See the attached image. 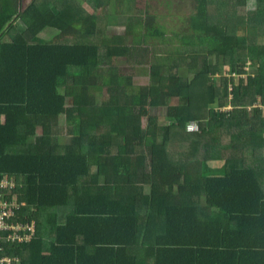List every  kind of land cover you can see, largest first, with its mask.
Returning a JSON list of instances; mask_svg holds the SVG:
<instances>
[{"label":"trees","instance_id":"obj_1","mask_svg":"<svg viewBox=\"0 0 264 264\" xmlns=\"http://www.w3.org/2000/svg\"><path fill=\"white\" fill-rule=\"evenodd\" d=\"M57 3L31 1L22 9L20 0H0V179L16 183L17 220L36 223L31 242L14 249L4 242L6 253L13 252L20 264H145L153 247L177 245L169 239L171 228L183 224L170 215L167 198L234 197L228 179L208 168L206 151L216 145L212 133L218 127L247 113L242 102L264 106V0H254L255 10L242 16L237 8L248 0H196L187 28L178 32L145 9L136 18L143 21L139 25L122 20L133 44L111 35L109 42L94 40L98 33L108 35V25L98 24L107 22L103 16L82 4L71 18L64 16L70 4L59 14L60 7L50 6ZM211 3L217 4L215 12ZM45 27L60 36L40 41L36 37ZM152 39L160 41L162 53ZM139 47L151 53L139 60L149 66L144 86L109 63L134 58ZM196 55L193 79L180 71L164 75L167 66L181 68ZM212 56L218 58L214 63ZM216 73L220 83H208ZM104 87L110 99L94 94ZM227 105L232 110L222 111ZM153 107L167 110L151 117ZM191 122L199 123L198 131H188ZM184 153L187 158H181ZM237 173L244 180L251 175L258 190L254 199H264L255 169ZM173 179L181 183L174 186ZM161 198L166 199L154 202ZM160 216L164 233L153 240L147 229ZM195 257L186 264L198 262Z\"/></svg>","mask_w":264,"mask_h":264},{"label":"crops","instance_id":"obj_2","mask_svg":"<svg viewBox=\"0 0 264 264\" xmlns=\"http://www.w3.org/2000/svg\"><path fill=\"white\" fill-rule=\"evenodd\" d=\"M73 2L78 4L77 13L80 12L83 0ZM120 3L125 6L123 1ZM90 11L95 10L89 6L86 12ZM98 24L117 25L102 21ZM242 103L245 105L240 109L246 110L247 113L243 114L242 119L238 118L240 121L224 123V126L218 127L212 133V138H215L217 143L213 144L211 150L206 151L208 159L211 158L206 162L208 168L216 170L220 176L228 179L234 197L155 199L160 201L154 202L166 199L167 205L172 206L170 215L177 217L183 225L171 228L169 239L176 240L177 245L160 249L153 247L154 252L150 250L145 264H151V259H157L159 264H186L195 255L199 256L195 257L198 262L193 264H264V248L257 247L258 244H264V199H254L258 190L251 182V175L244 180L237 173L241 169H255L257 182L264 193V106ZM255 107L259 109L258 116L256 113L253 115ZM156 110L160 114L165 112L160 107ZM229 110H232L231 105L222 108V111ZM206 125L207 122L203 124V136L207 131ZM187 155L188 153H184L181 158H187ZM154 163L159 167L166 166L163 161L155 160ZM179 164L183 169L189 168L185 161H180ZM176 165L178 164L173 161L174 173H178ZM164 221L165 216L151 221L152 227L147 229L148 237L155 240L158 235H163ZM193 241L203 247H190ZM182 243H185V246L178 247L182 246ZM138 251L145 253L146 250L142 248ZM155 253L164 257L156 258Z\"/></svg>","mask_w":264,"mask_h":264},{"label":"rangeland","instance_id":"obj_3","mask_svg":"<svg viewBox=\"0 0 264 264\" xmlns=\"http://www.w3.org/2000/svg\"><path fill=\"white\" fill-rule=\"evenodd\" d=\"M31 1H38V0H21L20 2V8H25L29 2ZM58 3L55 5L50 4L51 7H60V12L63 10L64 4H70L66 7L64 16H71V18L74 16V14L77 12L76 9L78 8V4L74 5L77 0H54ZM95 0H83L84 5L93 6L94 10L98 15H100L102 18L100 20H106L110 24H117V25H111L107 26V36H102V33H98V35H94L93 39L100 41L105 40L107 42L110 41L109 34L113 36V40L116 42L117 39L121 40L123 43L133 44L134 42V36L131 35L129 32H126V26L122 24V20L124 19L126 25L128 23H133L134 25H139L143 21H140L139 19H136L138 17H142L145 15L146 12H144L145 9H149L150 13L155 14L156 20L159 23H162L163 25H167L170 30H174L176 32L182 31L187 28L188 26V16L190 13H192L196 8V0H122L125 3V6L123 7L121 4V7L119 8L118 1L117 0H101L102 3L97 7L94 5ZM254 0H248L247 6H241L237 8L238 12L240 13V16L245 15L249 11H254L255 6H253ZM209 7L211 12H215L217 9L216 3H211ZM76 7V8H75ZM250 9V10H249ZM75 10V11H74ZM249 10V11H247ZM121 11V13H120ZM169 12V13H168ZM120 13V14H119ZM168 14H172L173 17H170ZM109 19V21H108ZM20 21V20H18ZM105 22V21H103ZM161 25V24H160ZM241 27V26H240ZM239 27V28H240ZM115 32V33H113ZM60 36V32L55 28H49L45 27L39 35L36 37L40 41H54L55 37ZM85 38V37H84ZM180 39V38H178ZM260 41H263V38L259 36ZM121 42V41H120ZM160 41L157 39H152L149 43L155 44L160 48V53H162L163 49L161 48ZM179 46L182 44L179 42L177 43ZM183 50V47H181ZM147 54V56H146ZM145 54V50H143L141 47H139V51L134 54V58H127V57H114L113 60H110L109 63L117 65L120 69V72H123L124 74L132 75L134 85L136 86H144L149 84V66L148 64H142L139 63V60L142 59H149L151 57V53L147 52ZM191 60L186 62V64L182 65L180 68L167 66L164 69V75L168 74H174L178 71L184 72L185 75H188L193 79L194 74H196L195 71L199 69L197 67L199 57L196 55V57H190ZM218 60L216 56L211 57V62L214 63ZM249 64V61H247ZM189 64L194 68L193 70L189 67ZM104 70H106V65L102 67ZM228 68V67H227ZM249 65L245 67V69H248ZM222 70H225L223 67ZM102 69H100V72ZM221 74L216 73L215 75H211L208 79V83H216L217 85L220 83L219 76ZM217 77V78H216ZM167 83V82H165ZM164 86V83L162 87ZM108 87V86H107ZM107 87H104L103 91L96 90L94 94H98L102 92L100 98L101 100H107L110 99L112 95H110L109 90ZM117 95V93L115 94ZM71 100L69 99V102ZM166 109V108H165ZM164 109V110H165ZM167 110V109H166ZM154 115H159V112L156 110V108H151L150 116L153 117ZM162 114H160L161 116ZM61 131L63 136V143L68 141V133L66 132V127L64 128L63 120L61 121ZM147 124L146 119L143 120V126ZM189 125L198 127L199 129V123L198 122H191ZM97 170V168H96ZM98 171V170H97ZM172 184H180L181 179L175 180L173 179ZM139 246V245H138Z\"/></svg>","mask_w":264,"mask_h":264},{"label":"built area","instance_id":"obj_4","mask_svg":"<svg viewBox=\"0 0 264 264\" xmlns=\"http://www.w3.org/2000/svg\"><path fill=\"white\" fill-rule=\"evenodd\" d=\"M198 127L189 125L188 131H198ZM16 183L14 179H0V264H20V259L12 253H6L4 242H11L12 249L17 244L29 243L36 233L34 220L21 223L17 220ZM23 205V203H21Z\"/></svg>","mask_w":264,"mask_h":264},{"label":"clouds","instance_id":"obj_5","mask_svg":"<svg viewBox=\"0 0 264 264\" xmlns=\"http://www.w3.org/2000/svg\"><path fill=\"white\" fill-rule=\"evenodd\" d=\"M74 25H77V24H74Z\"/></svg>","mask_w":264,"mask_h":264},{"label":"flooded vegetation","instance_id":"obj_6","mask_svg":"<svg viewBox=\"0 0 264 264\" xmlns=\"http://www.w3.org/2000/svg\"><path fill=\"white\" fill-rule=\"evenodd\" d=\"M20 2H21V0H20ZM21 7V6H20Z\"/></svg>","mask_w":264,"mask_h":264}]
</instances>
